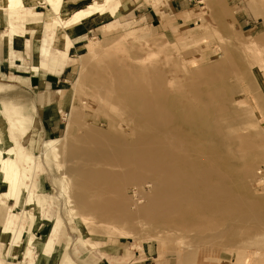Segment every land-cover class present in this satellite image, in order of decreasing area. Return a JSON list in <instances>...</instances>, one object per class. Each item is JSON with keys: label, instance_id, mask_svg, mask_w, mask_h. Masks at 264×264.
Returning a JSON list of instances; mask_svg holds the SVG:
<instances>
[{"label": "rangeland", "instance_id": "1", "mask_svg": "<svg viewBox=\"0 0 264 264\" xmlns=\"http://www.w3.org/2000/svg\"><path fill=\"white\" fill-rule=\"evenodd\" d=\"M90 4L77 0L71 16ZM32 7L38 27L5 11L29 36L18 61L0 15V98L16 91L20 113L0 105V151L15 170L0 172V205L33 212L29 234L45 228L27 248L28 233L13 247L0 232V264H264V0H109L60 27L43 0ZM43 47L69 65L44 67ZM44 74L68 80L52 85L67 93L62 107L28 87Z\"/></svg>", "mask_w": 264, "mask_h": 264}, {"label": "crops", "instance_id": "2", "mask_svg": "<svg viewBox=\"0 0 264 264\" xmlns=\"http://www.w3.org/2000/svg\"><path fill=\"white\" fill-rule=\"evenodd\" d=\"M5 15L2 16V19H5V21L1 22V23H5L7 24V28L3 31V34L6 38V43H4V49L8 52V54H10V58L12 57L15 61H18L20 58H18V54L17 52L19 51L18 49L20 48L18 46V44L21 42V38H27L28 33H27V29L23 28H18V23L10 26V22L7 20V12H3ZM1 15V14H0ZM6 16V17H5ZM1 19V20H2ZM8 21V23H7ZM80 33H76L74 34L73 38L75 36H79ZM30 42V41H29ZM47 42V39L45 40V42L43 44H45ZM73 46V44H72ZM71 46V47H72ZM70 47V50H71ZM43 52H42V65L46 68H50V69H55L58 72H61L62 70H64L68 65V61L67 58L66 59V65L63 66V68L60 70L59 66H60V61L61 59H57L56 57H52V58H48L47 57V49H44L43 47ZM67 55V54H66ZM1 60V59H0ZM16 77L18 78V75H16ZM25 79L28 81V87L29 88H38V92H40V94L45 95L44 100H46V102L44 103L46 106H57V107H62L67 99V93H63L64 91L60 88V89H55L54 87H52V85H57L58 83H60L61 81H68L67 79H62L61 77L58 78H48L47 74L42 75L41 77H36V75H31L29 77H25ZM14 93L12 94V96H8L6 97H2L0 98V105L3 106V108L5 107L7 110H9L10 112H12L11 110H14L15 113H19L16 105L18 104L16 99H14L15 95H16V91H13ZM63 94V96H62ZM29 98V97H28ZM27 98V99H28ZM58 98V99H57ZM57 99V101H55ZM54 100V101H53ZM4 101V102H3ZM52 113L54 115L53 118H49L48 121V126H49V131L51 133L56 132L59 126V117H57L58 112L57 111H53ZM20 114V113H19ZM25 117H30L28 115H24ZM42 196V195H41ZM44 198H38L37 202L39 205V208L41 209V212L46 218L50 219V213L49 211H46L44 209V204L47 201L46 196H43ZM8 201H15V204L18 205V196L9 199ZM0 206H7V210L5 213V221H4V225L3 227H0V232H11V236H10V241L12 246H16L17 244L20 243L21 241V236L22 234L27 235L26 238V248L29 246L34 245L35 240L37 238V234L40 233L42 231L43 228H45V224H40V228L37 229L36 231H34L33 233L31 232V234H29L28 232V227L29 224L28 222L30 221V219L34 218L33 212H31L30 210H28L27 208L23 209L19 212L16 211L14 208V206H10L7 205V202H5V204H1ZM28 224V225H27ZM61 225L58 222V219H54L53 221V228L51 231V235L47 238V239H51L52 243H51V248L50 250L53 248L54 244L56 242H58L60 240L61 237ZM8 235V233L5 235L3 234V237H6ZM28 245V246H27ZM49 250V251H50ZM44 258V257H41ZM13 261H11V263H13ZM10 263V261H9ZM49 263V262H48ZM54 262H52L53 264ZM15 264V263H14ZM55 264V263H54Z\"/></svg>", "mask_w": 264, "mask_h": 264}, {"label": "bare ground", "instance_id": "3", "mask_svg": "<svg viewBox=\"0 0 264 264\" xmlns=\"http://www.w3.org/2000/svg\"><path fill=\"white\" fill-rule=\"evenodd\" d=\"M77 0H43L44 3L48 4L50 7H48V11H51V13L57 15V21L56 24L58 25L57 27H60L61 24L63 23L66 18H70L72 23H77L83 18H88L89 16H93L95 14H104L105 13V7L108 6V1L109 0H94L96 4H90L87 9H83L81 11H78L74 16H71L72 9L75 7L74 4H76ZM120 1V0H119ZM27 0H0V14L2 15L3 11L5 12L7 8H17L18 7V20H21L24 22L25 25H29L31 27H38L40 21H36L35 16L40 15L33 7L28 11L24 10L25 5H26ZM110 6V5H109ZM70 16V17H69ZM92 18V17H90ZM89 18V19H90ZM94 21V20H93ZM33 22V23H32ZM70 22V21H69ZM91 21H88V26L91 27ZM62 28V27H61ZM91 53H96L97 51L93 50L91 48ZM98 53V52H97ZM66 52L64 53V55ZM97 55V54H96ZM124 59V57H123ZM96 60V59H95ZM123 61V60H122ZM125 61V60H124ZM128 61V60H127ZM111 62V61H110ZM113 62V61H112ZM131 64V63H130ZM94 65V64H93ZM96 66V65H95ZM110 66V64H109ZM91 67V66H90ZM126 67V65H125ZM134 67V65H133ZM117 68V67H116ZM152 68V67H151ZM101 69V68H100ZM128 69V67H127ZM133 69V68H132ZM131 69V70H132ZM91 70V69H90ZM124 70V69H123ZM137 70V69H135ZM140 70V69H139ZM138 70V71H139ZM110 71V70H109ZM116 71V70H115ZM112 72V71H111ZM128 72V70H127ZM110 73V72H109ZM117 73V72H116ZM147 73V72H146ZM104 74V73H103ZM111 75H113L111 73ZM115 75V74H114ZM120 75V74H119ZM131 75V74H130ZM106 77V76H105ZM104 77V78H105ZM143 77V76H142ZM101 78V77H100ZM102 78V80L104 79ZM109 78V77H107ZM126 78V77H125ZM108 80V79H107ZM127 80V79H126ZM125 83V82H124ZM126 84V83H125ZM135 84V83H134ZM127 86V85H126ZM141 87V86H140ZM111 88V87H109ZM128 88V87H127ZM141 89V88H140ZM137 90V89H136ZM112 91V90H111ZM133 91V90H132ZM135 91V90H134ZM139 91V90H138ZM140 92V91H139ZM115 93V92H114ZM121 93V91H120ZM138 93V92H137ZM136 95V94H135ZM142 95V94H141ZM132 96V94H131ZM123 101V100H122ZM199 104V103H198ZM129 108V107H128ZM184 115V114H183ZM88 126V125H87ZM72 127V126H71ZM180 127V126H179ZM73 129V127H72ZM1 130V129H0ZM69 133V132H68ZM166 135V134H165ZM2 135H0L1 137ZM66 136V135H65ZM183 136V135H182ZM162 137V136H160ZM162 139V138H161ZM186 139V138H185ZM65 140V139H64ZM61 139H50L48 142L49 144L47 145L46 143V150H56L58 148L59 143H61ZM163 142V141H162ZM166 142V141H165ZM170 143V142H169ZM64 144V143H63ZM168 144V143H167ZM171 144V143H170ZM187 144V143H186ZM61 145V144H60ZM169 145V144H168ZM166 146V145H165ZM176 147V146H175ZM165 149V148H164ZM181 149V148H180ZM187 149V148H186ZM172 151V150H171ZM192 151V150H191ZM194 153V152H193ZM12 154L11 149L7 150H2L0 151V172L3 174H8L12 176V172L14 173L15 170L12 168L13 163L11 162V159L9 160V155ZM171 154V153H170ZM176 154V153H175ZM167 156V155H166ZM179 157V156H178ZM197 158V157H196ZM209 159V158H208ZM160 160V159H159ZM161 161V160H160ZM164 161V160H163ZM184 161V160H183ZM198 162V161H197ZM162 163V162H161ZM159 164V163H158ZM206 164V163H205ZM170 165V162H169ZM195 165V164H194ZM217 165H219L217 163ZM168 166V165H166ZM165 166V167H166ZM197 166V165H196ZM199 165L197 166L198 169ZM218 167V166H217ZM148 168V167H147ZM194 168V167H193ZM182 169V168H181ZM211 169V168H210ZM247 169V168H245ZM177 170V169H175ZM183 170V169H182ZM196 170V169H194ZM217 170V169H216ZM152 171V170H151ZM174 171V170H173ZM172 171V172H173ZM193 171V170H192ZM149 172V171H148ZM179 172V171H178ZM226 172V171H225ZM171 173V172H170ZM181 173V172H180ZM185 173V172H184ZM223 173V172H222ZM172 175V174H171ZM194 175V174H193ZM188 176V175H187ZM211 177V176H210ZM185 179V178H184ZM188 181V180H187ZM164 182V181H163ZM11 191H10V196L12 197L13 192L15 191L16 184H17V177H11ZM185 184V183H184ZM202 186V185H201ZM30 198V195L28 194V199ZM185 198V197H184ZM198 204V203H197ZM181 206V205H180ZM184 217V216H183ZM195 225H197L195 223ZM3 232V231H2ZM170 244V243H169Z\"/></svg>", "mask_w": 264, "mask_h": 264}]
</instances>
